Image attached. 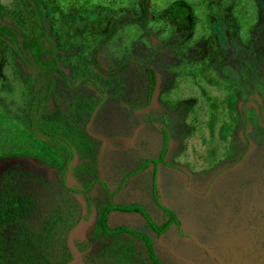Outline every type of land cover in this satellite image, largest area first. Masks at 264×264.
<instances>
[{
  "label": "rangeland",
  "instance_id": "1",
  "mask_svg": "<svg viewBox=\"0 0 264 264\" xmlns=\"http://www.w3.org/2000/svg\"><path fill=\"white\" fill-rule=\"evenodd\" d=\"M38 1L61 67L70 82L79 83L66 88L55 76L65 98L60 115L79 116L84 105L94 108L101 94L108 101L93 128L144 140L135 153L107 151L112 155L108 173L114 168L120 177L139 156L158 157L161 129L168 133L169 162L161 164L159 181L157 174L158 191L180 217L183 234L173 224L152 239L161 264H220L199 242L225 264H264V0H146L147 30L138 22L124 23L97 53L108 70L131 61L115 73L96 69L91 53L113 20L138 13V0ZM0 3L12 22L27 30L18 0ZM143 63L155 70L156 79L147 105ZM82 77L105 92L80 83ZM32 84V74L12 49L0 50V264H64L72 257L70 228L80 218L78 201L58 175L60 148L30 130L26 110ZM111 105L110 115L104 114ZM58 119L43 117L42 125L55 129ZM70 121L77 145L96 156L99 143L84 133V118ZM95 175L87 170L83 179ZM153 176L152 169L144 170L132 180L130 185H140L124 202L142 200L161 223L164 214L151 193ZM96 189L93 201L102 208L111 198ZM126 220L134 227L143 224L137 216ZM75 243L85 251V264H153L142 239L111 235L99 222L88 240Z\"/></svg>",
  "mask_w": 264,
  "mask_h": 264
},
{
  "label": "trees",
  "instance_id": "2",
  "mask_svg": "<svg viewBox=\"0 0 264 264\" xmlns=\"http://www.w3.org/2000/svg\"><path fill=\"white\" fill-rule=\"evenodd\" d=\"M24 4L28 5L26 0H22ZM35 4V8L33 10L34 15V23H33V30L32 31H22L12 22H8L5 20L4 16L7 15V11L4 10L2 4H0V50L4 51L5 47H11L12 50L19 56L22 60L23 64L29 71V73L33 74L34 79V92L29 104V110L27 111V117L29 118V123L32 132L37 136L39 135H48V138L54 142L58 143L64 149V152L68 157L71 156V148L72 144L67 141L64 137H60L56 134L48 133L46 130L40 127L38 124L37 115L39 113H55L59 110L60 104L62 103L63 99L59 98L56 95L55 91V79L53 75H58L60 78L63 79L64 84L69 87L73 88L68 80L66 79L65 72L61 69L60 61L55 56L57 53V47L55 42H53V38L47 35V23L44 21L43 16L40 12L39 4L37 0H32ZM139 8L138 13L136 15L126 14L122 15L121 17L113 20L111 25L107 29V31L99 38L98 44L94 47L91 53V63L98 68L101 69L103 72L106 73H115L124 70L131 61H124L121 62L117 67L114 69H104L100 63L97 61V53L99 52L100 47L106 42V40L111 36L114 35L117 31L118 27L125 23V22H135L139 23L143 29L147 30V20L149 18V7L146 0H138ZM32 10V9H30ZM32 18V19H33ZM3 22V23H2ZM42 39V40H41ZM143 69L146 72L147 78V86H146V95L143 102V105H147L151 101V96L154 91V86L156 84L155 79V70L149 64H141ZM132 107H134L132 105ZM258 108V115H260L261 106L259 102H257ZM244 111L242 110L240 116L243 119V127L245 126V116L243 115ZM261 116V115H260ZM164 135V145L162 150H160L159 158L158 159H151V162H154L155 165L158 161H164V153L167 150V141L169 139L168 133L165 128L162 129ZM247 141V140H246ZM147 162L143 163V166ZM157 179H156V167L154 170V177H153V185L151 188V193L153 196L154 201L156 204L163 210L165 214L164 222L160 225L154 223L149 214L147 209L141 204H131L127 206H108L107 209L104 211L102 220H101V228L107 233L114 234V233H128L133 235L136 238H141L148 250V255L152 260L153 264H161L162 262L156 256L152 240L142 231H135L126 226H117L110 228L106 221V214L109 208H115L121 211H137L140 212L145 219L148 221L150 228L155 231L158 235L164 233L166 229L175 224L177 229L181 234H183V230H181V219L176 214V212L163 204L161 195L158 191ZM21 209V208H19Z\"/></svg>",
  "mask_w": 264,
  "mask_h": 264
},
{
  "label": "crops",
  "instance_id": "3",
  "mask_svg": "<svg viewBox=\"0 0 264 264\" xmlns=\"http://www.w3.org/2000/svg\"><path fill=\"white\" fill-rule=\"evenodd\" d=\"M60 60V59H59ZM63 69V68H61ZM64 71V70H63ZM65 72V71H64ZM66 73V72H65ZM66 76V79L68 80V82L70 84H75V85H78L77 83H72L70 82V80L68 79L67 75L65 74ZM86 78H89V77H86ZM90 79V78H89ZM92 81H94L93 79H91ZM84 82H90L89 81H84ZM61 83L62 80H61ZM83 83V82H81ZM92 83V82H90ZM94 84V83H93ZM57 89H58V86H57ZM73 89V88H72ZM76 89V88H75ZM58 92V91H57ZM59 94V93H58ZM60 95V94H59ZM61 97L64 98L63 95H61ZM65 99V98H64ZM106 99H109V98H106ZM102 101V100H101ZM108 100H104L100 103V106L97 107V109H95V111L93 112V108L91 107V104L89 105H84L83 106V109L82 111L80 112V115H74V113H67L66 116H62L60 115V110H62V106L61 108L59 109V111L55 114H45V115H39L38 118H39V123L40 125L47 131L49 132H52V133H55L59 136H64L66 138H68L72 143H74V146L76 147V150H77V154L80 156V157H85L86 160L85 162H82L80 163L79 167H78V177L80 179H82L84 181V176L87 172V170H89L90 172H94L95 174H97V176H93V177H101L103 179V181H105L106 183H109V184H114L116 186H120L114 193H115V202H113L112 200L109 201V202H105L104 204H116L118 206L122 205V206H127V205H131V204H141L143 206H145V208L151 213H153V209L152 211L149 209V206L148 204H144L142 200H139V201H135V202H132V203H127V202H124V199H127L126 195H129V193H133V194H136V192H134L137 187H139V185L137 184V182H135L136 184H132L130 185V183L132 182V180H137V177L140 176L144 170H151L153 171V168H154V165L150 164V165H147V166H143V162L146 161L148 158H157V157H149V156H139V158L137 159L135 165L132 167L130 166V168L125 172L123 171V174L119 177V175L115 174V169L114 168H111L109 173H108V160L109 157L112 158V155H108L106 154L107 151H112V152H138V149H140V147H142V145L144 144V140L143 139H139V134H115V135H108V134H105L103 132V126L100 128V132L99 131H96L95 128H93V126H95L97 123V117L98 116V112L97 111H100V107L104 105V103H107ZM65 103V101L62 103V105ZM112 105L106 109V111H104V114H107V115H110V111L112 110ZM92 108V109H91ZM87 114H89V122L87 121ZM26 115H27V112H26ZM74 118V116L77 118V121L80 123L82 121V119L84 118V127H83V131L85 134H87L86 136H88L90 139H93L96 143H99V145L97 146V149H96V156H90L88 155L89 154V151L88 153H84V151L86 150V148H84V145H82V147H79L80 144L77 145L76 141L74 140V138L72 137V134H71V125L73 122L70 121L72 119V117ZM74 115V116H73ZM43 117H47V118H55V117H58L59 119L57 120V123L54 126L55 129H48V128H45L43 125H42V119ZM105 118V117H104ZM76 120V119H75ZM105 124L106 122V118L104 119L103 121ZM141 126V123L138 124V127ZM137 127V128H138ZM143 127V126H142ZM156 127V126H155ZM154 128V127H152ZM89 130V131H88ZM158 130L155 129V131ZM91 131V133H90ZM153 135L150 137L152 138ZM96 143H93L96 145ZM113 143H118V146L116 145H113ZM93 144L91 143V145L93 146ZM91 146V147H92ZM59 147V146H58ZM146 147V145H144V148ZM111 148V149H110ZM114 148H117V150H112ZM108 149V150H106ZM105 152V153H104ZM143 153V152H142ZM141 153V155H143ZM166 155V154H165ZM164 160H167L165 157H164ZM161 164L162 163H158L157 165V169H158V181H159V178H160V168H161ZM83 167V168H82ZM48 168V167H47ZM77 170V169H76ZM48 172H51V169L47 170ZM82 173H81V172ZM113 171H114V174H113ZM76 172V171H75ZM136 172V173H134ZM133 173V174H132ZM131 175V176H129ZM128 176V178H126ZM91 177V178H93ZM84 178V179H83ZM90 179V178H89ZM125 179L126 182H123V180ZM128 179V180H126ZM159 183V182H158ZM131 188V189H130ZM97 192H100L102 191L101 188H97L96 189ZM125 190H130V192L128 191H125ZM125 193H124V192ZM104 192V191H103ZM128 193V194H126ZM106 195H108L110 198L111 196L107 193H105ZM152 208H155L153 205H151ZM176 212V211H175ZM149 213V214H150ZM151 213V214H152ZM150 214V215H151ZM177 214V213H176ZM129 217V216H137L138 218L140 217V220L143 221V224H140L141 222H139V224H137L138 226H133L130 222H127L126 220V217ZM110 218L112 219L111 220V224L110 225L111 227H114V226H120V225H123V226H126V227H129L131 228L132 230H135V231H142V232H145L146 234H148V236L151 238V240L157 236L156 233L154 231L151 230V228L148 226L149 224L147 223V221L144 219V217L140 214V213H137V212H122V211H115L114 213H110L108 215V220H110ZM154 220V219H153ZM132 225V226H130ZM170 227V226H169ZM168 227V228H169ZM167 228V229H168ZM166 229V231L164 233H166L168 230ZM163 233V234H164ZM161 234V235H163ZM153 243V241H152ZM200 244V242L198 243ZM203 244V243H201ZM154 247V246H153ZM209 249V248H208ZM210 250V249H209ZM207 252V251H206ZM211 252V251H210ZM208 253V252H207ZM214 253V252H212ZM216 253V252H215ZM214 253V254H215ZM176 254V253H175ZM210 255H212L211 253H209ZM217 254V253H216ZM157 256V255H156ZM213 256V255H212ZM218 256V255H217ZM214 257V256H213ZM216 258V257H214ZM219 258V256H218ZM220 259V258H219ZM217 260V259H216ZM221 260V259H220ZM225 264V263H224Z\"/></svg>",
  "mask_w": 264,
  "mask_h": 264
},
{
  "label": "flooded vegetation",
  "instance_id": "4",
  "mask_svg": "<svg viewBox=\"0 0 264 264\" xmlns=\"http://www.w3.org/2000/svg\"><path fill=\"white\" fill-rule=\"evenodd\" d=\"M26 2L28 3V5H26V4H24L23 3V1L22 0H18V3L20 4V6H21V8L24 10V13H25V17H26V23H27V30H24V31H32L33 29V23H34V13H33V10H34V8H35V4L32 2V0H26ZM37 3L39 4V1L37 0ZM1 4V3H0ZM3 6V5H2ZM39 7H40V12H41V14H42V16H43V19H44V21L47 23V35H49V36H51L52 38H53V36L51 35V32H50V25H49V22L46 20V18L44 17V14H43V11H42V8H41V4H39ZM4 8V7H3ZM30 9H32V10H30ZM4 10H6L5 8H4ZM7 11V10H6ZM121 17V16H120ZM4 18H5V20H7L8 22H12V20H11V18L9 17V15H8V13H7V15L6 16H4ZM33 18V19H32ZM119 18V17H118ZM3 23V22H2ZM125 23H127V22H125ZM12 24H14L13 22H12ZM124 24V23H123ZM15 26H16V28H18V29H20L16 24H14ZM122 25V24H121ZM21 30V29H20ZM107 31V30H106ZM42 40V39H41ZM53 42H55L54 41V39H53ZM56 45V44H55ZM11 48V47H10ZM12 49V48H11ZM13 51V50H12ZM14 52V51H13ZM15 53V52H14ZM57 53H58V49H57ZM56 53V54H57ZM16 54V53H15ZM56 54H55V56H56ZM17 55V54H16ZM17 57L19 58V56L17 55ZM57 57V56H56ZM58 58V57H57ZM20 59V58H19ZM20 61L22 62V60L20 59ZM60 61V60H59ZM23 63V62H22ZM61 63V62H60ZM92 64V63H91ZM93 65V64H92ZM101 66H102V64H100ZM25 66V65H24ZM94 66V65H93ZM60 67H61V65H60ZM95 67V66H94ZM104 69H106L104 66H102ZM26 68V67H25ZM62 68V67H61ZM96 68V67H95ZM27 69V68H26ZM96 69H98V68H96ZM99 70V69H98ZM108 70V69H107ZM28 71V70H27ZM99 71H102L101 69L99 70ZM103 72V71H102ZM28 73H29V71H28ZM104 73H106L105 71H104ZM32 74V73H31ZM55 74L53 75V77H54V79H55ZM58 76V75H57ZM59 77V76H58ZM60 78V77H59ZM32 79H33V74H32ZM61 80H62V85L64 86V87H66V88H69V87H67L65 84H64V81H63V79L62 78H60ZM80 80V83L81 82H84V81H89L90 80V82H92V83H94V85L96 86V88L100 91V92H105V90H104V88L99 84H97L96 83V81H92L91 79H89V78H86V77H82L81 79H79ZM35 82H34V79H33V84H32V90H31V95H30V100H29V104H30V101H31V98H32V96H33V92H34V86H35V84H34ZM69 83V82H68ZM70 85H72L73 86V88H76L77 87V85H73V84H70ZM72 89V88H71ZM55 91H56V95L59 97V98H61V99H63V101H62V103L65 101V99L63 98V97H61V95H59L58 94V89H57V84H56V79H55ZM154 93V92H153ZM105 96H106V94H105ZM101 100H103V98H102V96H101V94H100V98L97 100L96 99V104H95V106H94V108H93V112L95 111V109H97V107H99L100 106V103L102 102ZM62 103L60 104V107H59V109L61 108V106H62ZM29 104H28V109L26 110V112L29 110ZM59 110H57L55 113H57ZM55 113H51V114H55ZM45 115V114H49V113H39L38 115H37V118H38V116L39 115ZM26 117H27V115H26ZM28 118V117H27ZM91 118V117H90ZM90 118H88L87 119V121L89 122V120H90ZM28 123H29V118H28ZM38 124L40 125V123H39V118H38ZM158 126H159V124L158 123H156ZM29 127H30V123H29ZM40 127L41 128H43L41 125H40ZM44 129V128H43ZM163 129V128H162ZM162 129H161V131H162ZM30 130H31V127H30ZM45 130V129H44ZM47 131V130H46ZM31 132H32V130H31ZM48 133H52V132H49V131H47ZM162 133V139H164V135H163V132H161ZM32 134H33V136H35L36 137V135L32 132ZM52 134H55V133H52ZM57 135V134H56ZM59 136V135H58ZM60 137H64V136H60ZM36 138H38V139H40V140H42V141H45L46 143H48V144H50V145H53V146H59V148H60V150H61V153H62V155H63V162H62V165H61V168H60V170L58 171L59 173H58V175H59V178L61 179V181L62 182H64L66 185H68L67 186V188L70 190V193H72L73 195H74V197L76 198V195H83L84 197H85V199H86V202H87V209H86V213L85 214H82L81 213V206H80V218H79V221H81V220H87V219H89L90 218V216L92 215V213H93V209H96V211H97V219H96V222H95V225H96V223L97 222H99V224L100 225H102V223H101V220H102V216H103V213H104V211L107 209V207L110 205V206H118V205H116L115 203L114 204H104L103 203V205H102V208H100V203H95L94 201H93V196L96 194L95 192V189L96 188H101V192H103V193H107V194H109L110 196H111V200L113 201V202H115V191L120 187L119 185L118 186H116V185H114V184H109V183H106L105 181H103V179L101 178V177H93V178H90V179H88V180H82V179H80L79 177H78V172L76 173L75 171H76V168L77 167H79V165H80V163H82V162H85V160H86V158L85 157H80L78 154H77V150H76V147L74 146V143H72L68 138H66V137H64L65 139H67V141L68 142H70L71 144H72V148H71V152H72V154H71V156L70 157H68L67 155H66V153L64 152V149L62 148V146L61 145H59L58 143H54V142H52L49 138H48V135H39V136H37ZM168 141H170V140H168ZM170 143V142H169ZM170 144H168V146H169ZM162 147H163V144H162ZM168 149V148H167ZM162 150V149H161ZM73 151L74 152H76V154L78 155V157H79V161L74 165L73 163H72V161H73V159H74V155H73ZM166 152V151H165ZM159 153H160V151H159ZM159 153H158V157L157 158H148L146 161H144L143 163H145V162H147L146 163V165L145 166H147V165H150V164H152V165H154V168H153V171H152V173H153V175H154V170H155V167H156V179H157V174H158V169H157V165H158V163L160 162V163H166V162H162V161H158L157 163H156V165H155V163L154 162H151L150 160L151 159H158L159 158ZM165 154V153H164ZM164 157H165V155H164ZM165 161V160H164ZM176 168H178L177 166H175ZM49 169H51V171H56V168H53V167H48V168H46V170H49ZM69 171H72V173H73V177L76 179V181H77V185H69L68 183H67V177H68V172ZM81 172V171H80ZM82 173V172H81ZM134 173H136V172H134ZM133 174V173H132ZM129 176H131V175H129ZM154 177V176H153ZM126 178H128V176L126 177ZM129 179V178H128ZM128 179H126V180H128ZM123 182H126L125 181V179L123 180ZM152 185H153V178H152ZM158 185V184H157ZM152 198H153V196H152ZM76 200H77V198H76ZM154 200V199H153ZM78 201V200H77ZM155 202V201H154ZM79 203V202H78ZM156 203V202H155ZM80 205V204H79ZM157 205V204H156ZM158 206V205H157ZM145 207V206H144ZM158 208L162 211V214H164V212H163V210L158 206ZM115 211H117V209H115L114 207L113 208H109L108 209V211H107V214H106V221H107V224H108V226H109V223H108V215L110 214V213H114ZM118 211H121V210H118ZM148 211V210H147ZM122 212H124V211H122ZM126 212H132V211H126ZM133 212H137V211H133ZM137 213H140V212H137ZM99 214H100V216H99ZM141 214V213H140ZM148 214H149V211H148ZM142 215V214H141ZM143 216V215H142ZM149 216H150V218H151V220L154 222V223H156V224H158V225H160V224H162L163 222H164V219H165V214L163 215V220H162V222L161 223H157V222H155L153 219H152V217H151V215L149 214ZM144 217V216H143ZM100 218V219H99ZM144 219H145V217H144ZM146 220V219H145ZM78 221V222H79ZM147 221V220H146ZM77 222V223H78ZM76 223V224H77ZM147 223H148V221H147ZM149 224V223H148ZM173 225V224H172ZM175 225V224H174ZM120 226H122V225H120ZM149 226V225H148ZM94 227V226H93ZM114 227H117V226H114ZM150 227V226H149ZM110 228H113V227H110ZM93 229V228H92ZM152 230V229H151ZM153 231V230H152ZM91 232H92V230H91ZM155 232V231H154ZM123 232H120V233H114V234H122ZM156 233V232H155ZM126 234H128V233H126ZM163 234V233H162ZM111 235H113V234H111ZM129 235H131V234H129ZM156 235H158L157 233H156ZM161 235V234H160ZM131 236H133V235H131ZM159 236V235H158ZM134 237V236H133ZM136 238V237H135ZM88 239H89V235H88ZM87 239V240H88ZM138 239V238H137ZM141 239V238H140ZM151 239V238H150ZM78 247V246H77ZM81 250V249H80ZM83 251V250H82ZM160 260V259H159ZM85 264V263H84Z\"/></svg>",
  "mask_w": 264,
  "mask_h": 264
},
{
  "label": "water",
  "instance_id": "5",
  "mask_svg": "<svg viewBox=\"0 0 264 264\" xmlns=\"http://www.w3.org/2000/svg\"><path fill=\"white\" fill-rule=\"evenodd\" d=\"M90 133H91V131H90ZM73 155H74V159H73L72 163L75 165L79 161V157L76 154V152H74V151H73ZM41 167H43V165ZM67 183L69 185H77V181L73 177L72 171L68 172ZM76 198H77V200L81 206V213L85 214L86 209H87V202H86L85 197L83 195H76ZM96 219H97V211H96V209H93V213L89 219L81 220L77 224H74L71 226V228H70L71 231L69 233V238L67 240V246H68L69 251L72 253V257L67 262H65L64 264H84L83 254L85 251H82L77 247V245L75 243V239L87 240L88 235L91 233V230H92L93 226L95 225ZM201 245L204 247V249L208 253H211L214 257H216L217 261L220 264H224L223 261L218 258L216 253L214 254V253L210 252V250L208 249V247L205 244H201Z\"/></svg>",
  "mask_w": 264,
  "mask_h": 264
}]
</instances>
